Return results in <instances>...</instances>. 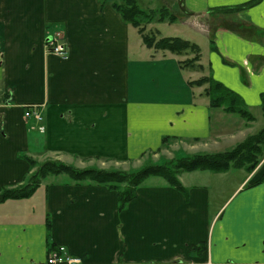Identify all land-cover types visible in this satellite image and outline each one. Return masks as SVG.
<instances>
[{
	"label": "crops",
	"instance_id": "1",
	"mask_svg": "<svg viewBox=\"0 0 264 264\" xmlns=\"http://www.w3.org/2000/svg\"><path fill=\"white\" fill-rule=\"evenodd\" d=\"M160 1L177 17L169 25L207 38V54L185 40L200 47L213 79L240 92L248 108L262 107L264 0L247 15L227 11L254 0ZM224 19L254 26L258 42L219 25ZM56 31L65 35L67 59L47 50ZM179 60L148 49L101 0H0V190L27 182L33 171L25 156L130 171L174 153H214L244 134L250 123L210 107L204 88L189 85L202 73L181 69ZM35 104L45 107L44 134L24 118ZM257 175L213 208L211 188L184 174V191L148 179L123 210L106 186L49 177L31 198L0 204V264H45L60 246L83 264H264V188L254 180L264 171ZM250 184L251 194L239 197Z\"/></svg>",
	"mask_w": 264,
	"mask_h": 264
},
{
	"label": "trees",
	"instance_id": "2",
	"mask_svg": "<svg viewBox=\"0 0 264 264\" xmlns=\"http://www.w3.org/2000/svg\"><path fill=\"white\" fill-rule=\"evenodd\" d=\"M119 1L101 0L103 5H110L126 23L137 29L142 37L143 44L148 49L169 53L179 58L187 57L184 60H179V66L185 71L200 72L203 70V66L200 64L201 49L198 45L180 37H160L159 31L148 30V25L153 23L155 19L158 18L159 22L174 23L177 20L176 15L166 8L156 11L144 10L139 6L138 0ZM259 1L254 0L241 8L228 10L227 12H242L250 4L255 5ZM232 28H239L247 36L257 35L254 26L246 28L240 24ZM189 85L193 88H204L202 95L209 100L210 107L222 109L227 114L237 115L247 123L255 121L244 100L237 93L214 80L212 76L192 81ZM168 141L169 138H165L163 146H166ZM23 159L29 163L30 171H33V173L29 175L25 184L1 189L0 204L10 200L29 199L37 192L45 179L66 175L75 183L88 182L94 185L106 186L110 190L116 191L119 196L120 209L123 210L130 201L136 198L137 190L150 178L161 179L169 186L184 191L185 189L179 179V176L183 173L209 171L216 174H225L231 170H244L248 175H251L264 159V130L247 137L229 151L198 153L190 158L181 159L177 163L172 160L164 165L148 164L132 171L95 168L77 169L59 161L38 163L27 156ZM263 180L264 175L260 181Z\"/></svg>",
	"mask_w": 264,
	"mask_h": 264
},
{
	"label": "rangeland",
	"instance_id": "3",
	"mask_svg": "<svg viewBox=\"0 0 264 264\" xmlns=\"http://www.w3.org/2000/svg\"><path fill=\"white\" fill-rule=\"evenodd\" d=\"M138 4L144 10H148V9L160 10L163 8L162 1H160V0H138ZM255 6L256 5L250 4V6H248L246 9H244L242 11L243 12L242 15H247V12L253 11L255 9ZM226 19L228 20V17H226ZM226 19H224L225 22H223V24L221 22V23H219V25H225V26L227 25V27L232 28L231 22L229 23L228 21H226ZM233 19L236 20L238 18L235 16ZM233 19L230 18V20H233ZM243 23L246 24L245 22H243ZM243 23L238 21L235 26H238V25L243 24ZM179 24L180 23H176L174 25H169L168 22H159L158 18H157L153 21V23L148 25V30H150V31L154 30V32L160 31V33H161L160 37H180V38H184V39L186 37H191V38H189V40L192 42L199 41V43H201V45L203 47L204 53L207 54L209 51V48H210V45H209L207 38L196 33V31H193L191 29H189V31H190L189 34L191 36H185L184 32H181V33L178 32L179 31V29H178ZM256 36L257 35H255L254 38L258 42ZM250 40H253V39H250ZM191 57H192V55L190 56V58ZM186 58L187 57L180 58V59L184 60ZM200 64H201V62H200ZM200 72L202 73L201 74L202 76H200L201 78L211 76L208 68L204 69V67H203V70H201ZM232 91H234L241 98H243V96L240 92H238L234 89H232ZM248 109H249V112L255 118V121L250 123L249 129L245 130L244 134H241V135L237 134L236 136L233 137V139H229L224 143L221 142L219 145L213 146L212 149H213V151H215L214 153L229 151V150L233 149L237 144L241 143V141L246 139L248 136L256 135L260 131L264 130V109H263V106L257 107V104H254L252 107H250ZM233 118H235V120H237L238 123H241V122L247 123L245 120H243L242 118H240L237 115H234ZM238 125L235 124L233 126V128L239 127ZM245 135H247V136H245ZM175 144H176V142H175ZM178 145L181 146V144H179V143H178ZM200 149L201 150H190V151H184L183 153H174V158H164L161 162L155 161V163L157 165H164V164H167L169 161L174 160L175 158L176 159L174 160V163H177V161H179L181 159L190 158L193 155L198 154V153H205L204 151H206V150H203V148H200ZM147 164H149V163H147ZM140 167H141V164H137V165L132 166V168H130V169L131 170H137ZM107 170H125V168H109ZM262 170L264 171V159L260 163L258 168L255 170V172L252 173L251 175H255V174L257 175ZM183 174H184V178L186 179L185 181L187 183L194 184V185L205 184L211 188V191L213 192V194H212L213 197L211 200V208L216 207L217 205L223 204L227 200V198H229L230 195L235 192V190L238 188V186L242 183V181L248 175L244 170H231L230 172L225 173L224 175L212 173L209 171H203V172L197 171L194 173H183ZM248 176H250V175H248ZM50 178L52 179V178H56V177H50ZM67 178H68V176H66V175L60 176V179H67ZM153 180H156V179L150 178L147 182H152ZM254 180L257 184V185L255 184L257 187H263L264 188V180L260 181L261 177L260 178L256 177ZM252 190H253V188H251V184H250V186H248L246 188L245 192H243L239 197H242L245 193L251 194Z\"/></svg>",
	"mask_w": 264,
	"mask_h": 264
},
{
	"label": "built area",
	"instance_id": "4",
	"mask_svg": "<svg viewBox=\"0 0 264 264\" xmlns=\"http://www.w3.org/2000/svg\"><path fill=\"white\" fill-rule=\"evenodd\" d=\"M48 51L63 59L68 58V46L64 40V35L60 32L54 33L50 41L48 42ZM43 106L33 105L29 106L25 112V119L34 120L38 124H42L44 117L42 114ZM41 133L45 132L44 127H40ZM45 264H83L80 257L71 255L64 246H60L49 252L47 262ZM211 264V263H208Z\"/></svg>",
	"mask_w": 264,
	"mask_h": 264
}]
</instances>
